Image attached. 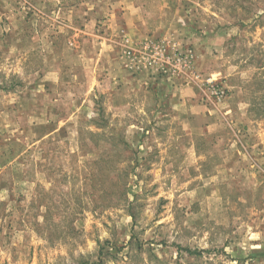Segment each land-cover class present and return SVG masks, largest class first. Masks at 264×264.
<instances>
[{"label": "rangeland", "instance_id": "rangeland-1", "mask_svg": "<svg viewBox=\"0 0 264 264\" xmlns=\"http://www.w3.org/2000/svg\"><path fill=\"white\" fill-rule=\"evenodd\" d=\"M263 247L264 0H0V264Z\"/></svg>", "mask_w": 264, "mask_h": 264}, {"label": "trees", "instance_id": "trees-1", "mask_svg": "<svg viewBox=\"0 0 264 264\" xmlns=\"http://www.w3.org/2000/svg\"><path fill=\"white\" fill-rule=\"evenodd\" d=\"M191 253H193V251L190 250ZM253 258H263L264 259V247L262 248V250H258V251H254L252 252V254L250 255ZM99 264H101L100 262H98Z\"/></svg>", "mask_w": 264, "mask_h": 264}]
</instances>
